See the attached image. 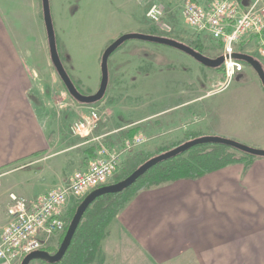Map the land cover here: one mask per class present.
I'll use <instances>...</instances> for the list:
<instances>
[{
  "label": "crops",
  "instance_id": "obj_1",
  "mask_svg": "<svg viewBox=\"0 0 264 264\" xmlns=\"http://www.w3.org/2000/svg\"><path fill=\"white\" fill-rule=\"evenodd\" d=\"M60 1L61 8L65 11L63 17L66 19L75 20L82 14L85 0ZM105 1L113 11L112 1ZM243 1L250 4L254 0ZM54 24L56 29H60L56 22ZM143 29L142 24L133 20L131 25L117 28L108 34L106 42L109 45L123 33L139 32ZM252 39L254 40L252 36L244 39L239 49L248 48ZM131 42L137 44L140 41ZM124 46L118 49L119 53ZM37 57H49L42 1L0 0V232L7 221L6 208L10 192L28 199L36 198L61 187L75 170L87 164L84 163L85 158H82L80 163L64 172L66 167H60L58 159L51 163L55 157L45 150L49 147V136L46 139L43 125L32 111L34 103L30 97L38 93L33 91L34 73L39 72ZM109 60L115 75L123 78L137 76L135 71L140 64L137 65L132 57H110ZM72 65L69 76L79 79V74L75 73L79 70L75 69L74 63ZM93 69L95 70L94 63ZM219 74L220 81L223 76ZM136 78L132 84L134 91L130 95L133 98L130 102H139L143 106L148 104L145 101L148 91L136 89L141 79H146V76L142 74ZM79 82L81 83L80 80ZM251 82L257 93L261 92L259 79L253 77ZM225 88H219L216 93ZM166 92L170 98V92ZM141 94L145 95L143 101L137 98ZM184 94L183 87L176 90L175 99H182L186 96ZM167 97L165 96L164 102L169 103L174 98L172 96L167 101ZM258 100L264 107V97H259ZM213 112L216 113L213 116L215 121L218 118L225 124L220 127L223 128L222 132L230 133L234 129L242 135L237 140L264 148V111L257 124L255 122L251 126L255 130L251 127L229 129L227 121L223 119L224 116L229 118L228 114L219 108L217 112ZM169 116L163 117L165 121L162 120L160 131L166 133V137L160 142L164 139L182 142L186 132L199 137L207 136L191 129L184 133L178 117L176 120L173 118L172 123ZM213 118L208 121L209 125L214 123ZM250 121L249 118L248 122ZM142 122L143 120L134 122L132 129H127V125L119 126L95 137L111 149L118 148L125 139L142 135ZM251 129L255 132L251 133ZM155 141L158 140H148L147 144ZM40 150H45L42 156L48 157L40 162L41 167L32 169L39 170L37 174L23 172L20 176L17 175L22 176L19 183L12 181L17 176L6 173L1 175L8 169L2 167ZM135 157L136 155L130 153L124 154L122 168L127 163L132 164ZM31 161L33 160L27 162ZM17 188L21 191H17ZM101 249L102 264L124 261L123 256H127L129 260L130 253L135 255L140 264H264V158H254L248 167L244 164H233L196 180L181 179L140 191L109 224Z\"/></svg>",
  "mask_w": 264,
  "mask_h": 264
},
{
  "label": "rangeland",
  "instance_id": "obj_2",
  "mask_svg": "<svg viewBox=\"0 0 264 264\" xmlns=\"http://www.w3.org/2000/svg\"><path fill=\"white\" fill-rule=\"evenodd\" d=\"M48 1L59 56L62 58L63 66L68 74H70V67H73L72 63H74L75 69L79 70L75 72L79 74V79L70 76L73 83H79L78 91L85 95L94 94L99 88V61L103 51L108 46L106 42L108 34L113 33L117 28L131 25L133 20L144 26L143 31L138 33L149 34V32H152L156 36L178 41L193 49L197 43H201L204 56L209 58L220 57L218 53L220 49L217 48L218 42L213 41L207 35H202V33H195L182 17L181 8L188 0H111L113 11L107 6L105 0H85L82 14L75 20L63 17L65 11L61 8L60 0ZM196 1L204 4L205 1L210 0ZM153 4L160 5L161 9L168 14V17L162 20V24L159 22L152 23L145 18L149 6ZM242 4L250 5L245 4L243 0ZM258 6L262 8L263 3H259ZM55 22L60 29L55 28ZM131 41L126 42L128 43L127 46H124L126 43L121 46V48L124 46L122 52L119 53L117 50L111 57H132L137 65L140 64L135 73L137 76L144 74L146 79H141V83L136 90L142 89L141 91H143L147 89L148 91V97H145L148 104H143V106L139 102L134 104L130 102L133 99L130 95L134 91L132 84L137 80V76L129 78H123L118 74L116 76L110 60H108V87L104 100L92 105L93 107L84 106V108L79 107L80 104L75 102L66 91L50 61V55L49 57H37L39 72H37V77V73H34L35 85L33 91L36 90L38 93L30 97L34 103V110L32 111L41 121L46 139L49 136V147L48 149L46 147L45 150H48L49 154L55 157H53L52 164L58 159V165L66 167L65 172L74 167L75 164L80 163L82 158L88 160L91 157L89 153L86 155L85 150L89 147L94 149V144L100 142V139L96 140L97 142L85 143L84 139L73 137L68 131L71 122L78 118L81 111H87L86 108H97L101 115V120L91 134V138L106 134L112 128L119 126L127 125V129H132L134 128V125L132 126L134 122L143 120L140 125V134L145 136L146 144L130 153L136 155L134 162L132 164L127 163L114 176V179L112 177L111 184L122 180L151 154L158 150L167 149L173 143H176L167 139L160 142L162 138L166 137V133L160 131V126L163 123V117L167 115H170L168 118L172 120V123L173 118L178 117L180 127L184 130V133L186 130L191 129L207 136L231 139L246 146L264 150V148L255 144L249 145L244 141L237 140L242 138V135H239L233 129V127L247 129L255 122L257 124L259 116L264 111V107L258 100L259 97L260 99L264 97V89L260 88L261 92L258 91L259 93L254 89L251 79L253 77L257 79L258 77L249 65H244L243 72L235 75L225 88L223 86L224 78L219 81L221 77L217 71L200 65L183 52L147 42L140 41L134 44L135 42ZM239 50L238 54L251 56L264 68V61L258 54L255 40L252 39L248 48L243 47ZM93 63L95 64V70L93 69ZM72 70L74 71L73 68ZM182 87L186 96L182 99H175L176 90ZM219 88L225 89L216 93ZM166 91L170 92V98L167 97ZM164 95L167 97V101L172 96L174 98L169 103L164 102L166 99ZM144 96V94H141L137 98L143 101ZM218 108L229 116V118L224 116L223 119L227 121L228 128L233 129L230 133L222 132L223 128L220 129V127L224 123L218 118L216 121L213 118L216 114L213 111L217 112ZM212 118L214 123L209 125L208 121ZM249 118L251 119L250 122H248ZM189 126L195 128H189ZM251 128L255 130V127ZM253 129H251V133L255 132ZM153 139L158 141L151 144L148 142L147 144L148 140ZM228 149L230 152L242 155L241 152L232 148ZM41 156L37 159H29L33 160L31 162L26 160L18 165H12L1 175L6 173L12 176H20L19 174L23 172L37 174L39 170L32 169L41 167L40 162L48 157ZM59 161L61 162L59 163ZM29 164L31 167H28ZM18 176L10 180L19 183L22 176ZM16 190L21 191L20 188ZM1 206L2 204L0 210ZM58 241L57 237H54L50 241V247L57 249ZM122 258L124 261H119L116 264H140V261L131 253L129 260H127V256ZM101 261L96 260L93 264H102Z\"/></svg>",
  "mask_w": 264,
  "mask_h": 264
},
{
  "label": "built area",
  "instance_id": "obj_3",
  "mask_svg": "<svg viewBox=\"0 0 264 264\" xmlns=\"http://www.w3.org/2000/svg\"><path fill=\"white\" fill-rule=\"evenodd\" d=\"M259 3H263L262 8H259ZM180 13L195 33H202L218 42L217 48L223 57V86L243 72L244 65L233 55L244 39L254 37L258 54L264 61L263 0H255L250 5H243L239 0H210L204 4L188 0ZM167 17L168 14L158 4L150 5L145 14L152 23L162 24ZM86 109L71 122L68 131L73 137L90 143L98 140L91 138V134L97 128L101 115L97 108ZM145 142L144 136L135 135L125 139L120 147L111 149L100 141L94 144V152L87 164L74 171L61 187L33 199L10 192L7 221L0 232V264H20L27 254L50 247V241L65 230L69 208L91 191L109 184L122 168V156Z\"/></svg>",
  "mask_w": 264,
  "mask_h": 264
},
{
  "label": "trees",
  "instance_id": "obj_4",
  "mask_svg": "<svg viewBox=\"0 0 264 264\" xmlns=\"http://www.w3.org/2000/svg\"><path fill=\"white\" fill-rule=\"evenodd\" d=\"M149 34L155 35L152 32H149ZM194 49L202 53L203 48L201 46V43H197ZM60 59L62 61L61 57ZM242 63L244 65H248L245 62ZM213 70L221 73V75L223 76L222 66ZM78 84V82H74V85L77 89H79ZM104 98L105 96L101 101L97 103L102 102ZM92 105L94 104H90L87 106ZM197 137L199 136L194 133L186 132L184 134L182 142L173 143L169 148L159 150L156 153L150 155L148 158L163 153L171 148L180 145L183 142L195 139ZM228 148L229 147L221 144H199L193 146L180 155L153 166L144 175L138 178L137 181L129 188L119 193L105 194L97 197L84 212L64 256L59 262L54 264H93L96 260L100 262L102 250L101 244L107 237V228L109 224L115 219V217L126 206V204L140 191L181 179L196 180L206 174L213 173L233 164H244L245 167H248L254 158H259L247 154L244 155L243 153L242 155H237L234 152L228 151ZM93 150V148L89 147L85 150V153H89L90 155H92L94 152ZM44 153L45 150L37 151L13 163H9L2 168H8L13 164L39 157ZM148 158L142 160L141 163L145 162ZM84 161L83 162L86 163L87 160L84 159ZM74 211L75 207H73L67 215L68 218L66 221L67 223L65 226V230L59 238L58 246L62 241V238L66 232L67 224L71 220ZM46 250L49 253H54L56 251V249L53 247H48ZM30 264L50 263L43 260H34Z\"/></svg>",
  "mask_w": 264,
  "mask_h": 264
},
{
  "label": "water",
  "instance_id": "obj_5",
  "mask_svg": "<svg viewBox=\"0 0 264 264\" xmlns=\"http://www.w3.org/2000/svg\"><path fill=\"white\" fill-rule=\"evenodd\" d=\"M41 1H42V14H43V21L46 30V35H47L50 61L54 67L57 76L59 77L65 89L67 90L68 94L79 104L90 105V104H95L102 100V98L106 94L108 87V78H109L108 60L113 55V53H115L119 49V47H121L127 41H131V40L141 41V42H147L151 44L173 48L190 56L196 62H198L200 65L206 68L216 69L222 65L223 62L222 56L216 58H209L207 56H204L202 53L196 51L195 49L169 38L151 35V34H143L138 32L125 33L117 37L114 41H112L105 48V50L101 55L100 58L101 77H100L98 90L94 94H90V95L82 94L75 87L71 77L65 70L63 63L59 57L54 29H53V23L50 14L49 1L48 0H41ZM233 57L240 61L245 62L254 70L260 81L262 88L264 89V69L262 65L257 60L253 59L251 56H247L244 54H234ZM199 144H221L229 148H232L238 152L253 157L264 158L263 149L252 148L237 141L231 139H225L222 137L200 136L195 139L183 142L174 148H171L163 153H160L158 155H155L147 159L145 162L140 164L136 169H134L129 175H127L122 180L110 185L100 187L96 190H93L88 195H86L84 199L76 207L74 214L68 224L66 232L57 250L54 253H48L47 251L31 252L22 259L21 264H30L34 260H43L50 264L59 262L64 256L67 248L69 247L71 239L82 219L84 212L97 197L105 194L119 193L129 188L137 181L138 178L144 175L153 166L161 162L167 161L171 158H174L180 155L181 153L189 150L193 146Z\"/></svg>",
  "mask_w": 264,
  "mask_h": 264
}]
</instances>
